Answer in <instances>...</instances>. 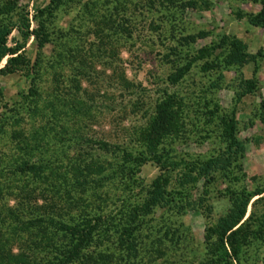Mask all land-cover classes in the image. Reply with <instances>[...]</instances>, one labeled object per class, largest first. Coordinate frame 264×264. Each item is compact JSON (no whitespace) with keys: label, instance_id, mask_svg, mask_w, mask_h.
<instances>
[{"label":"rangeland","instance_id":"obj_1","mask_svg":"<svg viewBox=\"0 0 264 264\" xmlns=\"http://www.w3.org/2000/svg\"><path fill=\"white\" fill-rule=\"evenodd\" d=\"M17 1L28 3L30 11L48 2ZM187 1L66 0L53 11L48 25L50 41L35 47L30 37L26 44L27 54L33 61L37 59L35 67L28 73L24 68L1 77L0 183L5 185H0L1 205L20 207L25 214L38 213L51 197L45 176L33 180L30 175H13L12 161L54 152L51 163L69 167L83 152V159L114 163V152L100 149L99 139L117 145L116 151L127 148L140 155L144 148L139 132L154 115L156 101L166 94L176 95L178 128L163 138L160 147L172 148L179 156H202L223 148L218 115L234 109L237 135L245 144L239 166L232 164L228 175L215 172V179L208 184L199 179L190 185V206L183 193L175 192L180 189L177 187L171 194L176 200L145 215V222L135 231L138 252L118 246L113 229L102 238L101 247L114 252V264H209L206 226L229 207L227 187H264V60L256 71L258 88L237 103V83L241 76L252 75V62L229 67L220 62L203 69L202 60L197 59L178 81L171 82L168 75L196 48L216 41L223 33L242 38L248 50L255 52L264 45V27L238 19L232 12L255 11L259 4L252 0H193L194 6ZM199 30L205 34L187 42L182 39ZM214 53L217 56L208 59L221 61L219 49ZM207 103L209 108L217 106L209 122ZM14 129L21 132L19 140L11 138ZM72 131L85 140L79 145L64 141ZM144 155L148 157V153ZM171 169L174 175L176 168ZM158 172V165L147 159L137 175L148 184ZM116 180L80 194H64L63 209L76 214L75 199L82 207L90 205L91 210L100 202L105 211L112 210L117 221L144 191L137 187L129 191ZM21 182L34 189L37 197H31L32 204L18 205L20 192L10 186ZM198 197L202 198L201 207H195L193 201ZM207 204H211L210 210ZM252 207L257 215L264 213L261 202L249 204L248 212ZM25 237L10 240L12 251L17 252V245L27 250ZM242 259L244 264H264V235L245 246Z\"/></svg>","mask_w":264,"mask_h":264},{"label":"trees","instance_id":"obj_2","mask_svg":"<svg viewBox=\"0 0 264 264\" xmlns=\"http://www.w3.org/2000/svg\"><path fill=\"white\" fill-rule=\"evenodd\" d=\"M65 1L48 0L45 5H35L30 11L28 3L0 0V98L3 75L24 68L28 73L35 67L37 59L33 61L27 54V41L30 37L33 38L35 47H42L50 41L48 25L51 16ZM252 1L259 4L255 11L236 9L232 12L238 19L246 18L252 25L264 27V0ZM187 4L194 6L195 2L188 0ZM204 34L203 30H199L182 36V39L187 42ZM216 49L222 54L221 61L213 58L209 60V57L217 56L214 53ZM197 59L202 60L203 69L212 68L220 62L224 67L253 63L252 75L241 76L237 83L234 94V101L237 103L244 95L254 93L258 88L256 71L264 60V45L251 52L242 38L223 33L216 41L201 45L190 53V58L168 75L170 81H178ZM177 103L173 93L156 101L154 115L139 132L144 148L140 155H133L127 148L116 151L117 145L99 139L97 144L100 149L114 152V163L83 159V152H79V149L78 158L69 167L53 165L50 158L54 152L48 156H36L35 159L28 157L20 159L19 162L12 161L10 172L13 175H30L33 180L45 176L51 197L46 199L48 202L44 199V209L38 213L25 214L20 207L7 209L0 204V264H111L115 258L114 252L106 246L101 247L102 238L108 236L110 229L117 233L118 246L127 252L131 248L138 252L134 245L135 231L145 222V215L158 206H169L172 200H176L171 194L177 187L180 189L175 192L183 193L182 197L188 198L185 204L190 206V185H194L199 179L208 184L215 179V172L228 175L232 171V164L239 166L238 160L243 155L245 144L237 135L238 118L234 109L229 114L218 115L219 138L225 143L223 148H215L202 156L185 157L176 154L172 148L160 147L163 138L178 128ZM205 106L206 121L209 122L217 106L209 108L208 103ZM1 118L4 117L0 115ZM2 126L0 125V133L3 131ZM20 135L19 130L14 129L11 132V138L19 140ZM83 140L85 137L77 131L64 137V141L71 144L77 142L79 145ZM146 153L148 157L144 155ZM147 159L153 160L159 168L158 174L148 184L137 175L140 165ZM171 168H176L174 175ZM116 179L124 189L130 191L137 187L144 191L141 199L129 205L117 221H114L112 210L105 211L106 207L100 205V202L96 203L95 210H91L90 205L82 207L80 201L75 199L74 203L79 207L75 209L76 214L63 209L64 194H71L73 191L80 194L87 188L94 186L96 189L117 181ZM0 185L1 188L5 186L4 183ZM28 185L29 183L21 182L15 187L10 186L18 188V193L20 192L18 205L32 204L31 197H37L34 189ZM227 196L229 207L206 226L204 237L210 252L209 264H244L242 258L245 246L253 238L264 235V213L257 215L253 207L248 212L249 204L261 202L264 206V187H227ZM193 201L195 207H201L202 198L198 197ZM206 209L210 210L211 204H207ZM25 234L27 250L17 245V252L12 251L10 240H21ZM92 245L98 249L91 248Z\"/></svg>","mask_w":264,"mask_h":264}]
</instances>
